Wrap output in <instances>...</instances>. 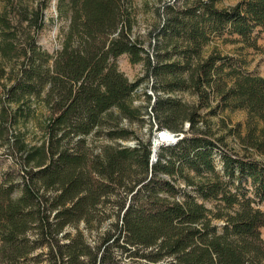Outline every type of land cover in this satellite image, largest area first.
Returning <instances> with one entry per match:
<instances>
[{
  "label": "trees",
  "instance_id": "trees-1",
  "mask_svg": "<svg viewBox=\"0 0 264 264\" xmlns=\"http://www.w3.org/2000/svg\"><path fill=\"white\" fill-rule=\"evenodd\" d=\"M51 1L38 0L29 11L3 0L0 15V59L17 65L7 78L0 71V142L17 166L0 183V264H264V213L256 208L264 202V166L244 163L200 129L218 112H245L250 148L264 153V77L243 70L244 61L201 55L222 35L248 42L264 33V0L226 9L215 0L166 3L148 51L131 40V0H56L68 31L49 54L34 34ZM121 55L144 64V79L130 84L116 70ZM144 81L153 98L144 94L147 106L130 110ZM181 92L194 95L197 105L172 97ZM41 97L50 113L46 140L29 148L13 128L30 117L31 99ZM203 108L208 113L201 115ZM113 110L146 125L149 138L94 154L88 135L109 125ZM160 131L183 137L161 145L151 164L152 134ZM103 135L131 138L117 125ZM247 177L254 201L223 188L221 178L241 186ZM197 198L217 199L233 213L216 214L222 224L213 225ZM80 223L90 235L103 232L88 243Z\"/></svg>",
  "mask_w": 264,
  "mask_h": 264
},
{
  "label": "rangeland",
  "instance_id": "rangeland-1",
  "mask_svg": "<svg viewBox=\"0 0 264 264\" xmlns=\"http://www.w3.org/2000/svg\"><path fill=\"white\" fill-rule=\"evenodd\" d=\"M14 2H20L28 7L31 11L37 5L38 0H13ZM200 0H131V19H132V31L130 34L131 40L140 44V46L148 51L149 43L151 40V33L159 26V14L161 12V7L166 4H174L176 7L190 6L194 2ZM207 1V0H206ZM240 0H215V7L218 9H226L234 6ZM6 2L0 0V15L5 8ZM44 25L37 32L36 44H38L42 50L49 54H53L55 51L61 48V41L68 31V18L67 16H59L56 11V0H52L47 9L44 11ZM26 32H19L18 36L24 35ZM32 35V34H31ZM248 42L244 39L238 38L236 36L222 35L220 38H214L209 45H207L203 51L202 56L206 58L211 54V52H216L222 56H228L231 59H235L241 62H245L243 70L248 73L264 77V33L254 32ZM116 70L121 73L130 84L138 82L144 79L146 73L144 69V64L132 63L126 55H121L117 57L115 61ZM17 68L16 62H5L0 59V71L5 73L4 77L7 78L10 71L15 72ZM152 95L153 93L148 87V82L144 81L137 87L132 95L130 101L128 102V107L130 110H134L139 107H146L147 104L144 101L143 95ZM174 99L183 103L188 108L197 105L196 97L188 92L175 93L172 95ZM30 108L32 113L27 121L24 123L19 122L17 126L13 128L15 134L26 143L29 148H38L45 142V129L47 122L50 118V113L47 107L44 106L42 97L39 99H31ZM213 103L212 106H215ZM12 108L16 106L12 105ZM201 115L208 113V110L201 109L199 111ZM109 125L105 126L102 130H96L90 135H88L87 143L94 154H101L105 149L115 148L117 146L133 148L136 144V138L145 142L149 136H147V126L141 125L136 121L130 123L124 118V116H119L116 110H113L109 117H106ZM117 125V129H125L131 133V138L127 140L114 141L109 140L103 135V132L109 130V128ZM184 130H187V124L183 126ZM200 129L206 132L212 140H220L219 145L226 149L229 154L234 155L236 158L242 160L244 163L254 161L258 164L264 166V153H258L256 150L250 148L248 139H250L249 133V117L246 116L245 112L234 111L228 112L224 111L222 113L218 112L216 116L205 120V124H200ZM259 129V126H258ZM257 129V130H258ZM159 133H165L160 131ZM258 133H256L257 135ZM156 133L152 134L151 147L155 143ZM169 134V139H171ZM0 142V183L4 181V178L8 174H13L17 172L16 161L14 158L7 154L6 147L1 146ZM159 151V150H158ZM220 169L217 168V173L222 177V173L219 172ZM206 178L210 176L205 175ZM194 183L202 182V180L194 178L190 175ZM223 181V188H225L227 193L234 194L237 196L238 200L243 197L245 199H250L254 201L253 195V180L247 177L242 181V185L239 186L238 180H227L221 178ZM180 187L183 188L184 184L179 183ZM220 199V195H218ZM198 203H202L203 207L209 214V218L213 225H221V220L213 219L218 213L232 214V211H227L223 209V203L217 199H199ZM254 207V203L252 204ZM236 207H234L235 209ZM259 211L264 213V202L256 207ZM77 230L82 232L84 238L88 243L95 240L98 234L103 232V227L98 231H91V235L84 229L83 224L77 225ZM67 232L75 233L72 229H67ZM261 239L264 242V230L261 231ZM37 254V253H35ZM34 254V255H35Z\"/></svg>",
  "mask_w": 264,
  "mask_h": 264
},
{
  "label": "water",
  "instance_id": "water-1",
  "mask_svg": "<svg viewBox=\"0 0 264 264\" xmlns=\"http://www.w3.org/2000/svg\"><path fill=\"white\" fill-rule=\"evenodd\" d=\"M182 137H183V135L180 136V137H176V136H173V135H172V139L170 140V143H175V142L181 140ZM154 139H155V143H154V145H153L152 148H151V151H152V155H151V164L154 163V162L156 161V159H157V154H158V152H159L158 150H159V148L161 147L160 142L157 140V136H155Z\"/></svg>",
  "mask_w": 264,
  "mask_h": 264
},
{
  "label": "built area",
  "instance_id": "built-area-1",
  "mask_svg": "<svg viewBox=\"0 0 264 264\" xmlns=\"http://www.w3.org/2000/svg\"><path fill=\"white\" fill-rule=\"evenodd\" d=\"M157 140L160 142L161 145L171 144L170 140H168L169 134L167 132L165 133H156ZM172 136V135H171Z\"/></svg>",
  "mask_w": 264,
  "mask_h": 264
},
{
  "label": "bare ground",
  "instance_id": "bare-ground-1",
  "mask_svg": "<svg viewBox=\"0 0 264 264\" xmlns=\"http://www.w3.org/2000/svg\"><path fill=\"white\" fill-rule=\"evenodd\" d=\"M172 137V136H171ZM172 139V138H171ZM171 139H169V137H168V140H171Z\"/></svg>",
  "mask_w": 264,
  "mask_h": 264
}]
</instances>
